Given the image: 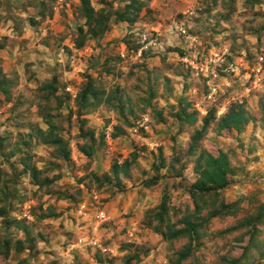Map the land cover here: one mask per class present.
<instances>
[{
    "label": "rangeland",
    "instance_id": "374dc122",
    "mask_svg": "<svg viewBox=\"0 0 264 264\" xmlns=\"http://www.w3.org/2000/svg\"><path fill=\"white\" fill-rule=\"evenodd\" d=\"M64 1L56 7L57 0H42L45 6L39 16L41 0H27L29 11L23 10L30 37L19 35L26 34L20 27L19 37L0 36V70L8 92H0V264H126L128 258L131 264H168L186 240L164 241L147 228L145 215L159 204L165 187L170 222L176 229L182 228L177 224L180 217L193 211L187 187L196 178V156L188 149L190 136L201 125L200 119L192 126L181 123L175 113L186 107L187 113L202 118L214 109L219 119L234 103L255 120L240 133L217 134L210 125L199 146L228 154L235 175L221 194L226 203L241 199V211L211 219L202 229L199 248L182 264H227L222 257L240 259L239 264H264V224L256 240L259 246L245 253L238 241L244 230L218 235L264 206V8L255 10L264 0H138L143 5L131 15L136 17L133 24L112 21L103 38L87 37L80 49L75 46L77 29L82 26L86 33V20L78 0ZM89 1L94 10L105 11L114 20L132 0ZM181 20L199 43L201 62L226 52L220 70L231 63L240 67V77L220 73V93L210 100L203 79L181 62L183 53L191 49L168 34L169 25ZM151 29L162 34L165 51L134 59L135 36L128 32ZM60 51L65 56L58 57ZM72 55L75 67L68 62ZM257 70L261 82L255 85ZM53 77L57 90L45 102L39 89ZM88 77L104 96L97 107L84 112L76 99ZM224 107L225 113L218 116ZM46 114L65 143L67 159L63 149L38 137V128L48 131ZM144 122L147 130L140 127ZM115 133L120 135L112 138ZM135 154V163L116 181L114 163L130 161ZM160 158L165 160L159 170L162 179L147 188L145 181L156 175ZM83 204L85 212L79 213ZM98 211L110 219L96 233L108 253L76 246L78 238L91 236ZM18 221L34 238V250L27 247L15 253V243L26 237Z\"/></svg>",
    "mask_w": 264,
    "mask_h": 264
},
{
    "label": "trees",
    "instance_id": "16d2710c",
    "mask_svg": "<svg viewBox=\"0 0 264 264\" xmlns=\"http://www.w3.org/2000/svg\"><path fill=\"white\" fill-rule=\"evenodd\" d=\"M80 2L81 10L84 19L86 20L85 26L87 32L84 33L83 27L77 29V43L76 49H80L84 46V40L89 37L91 39H101L108 32L112 21L115 22H128L133 24L136 21V17H131L133 14L140 12L142 2L138 0H132L129 5H126L124 9L116 13L114 20H111V15L105 11H96L91 6L89 0H78ZM41 11L39 16H43L44 3L41 2ZM30 21V20H29ZM33 22V21H32ZM4 74L0 70V92L7 94V89L4 87L6 81L3 79ZM57 79L53 77L52 81L47 85H42L39 91L45 93L41 98L45 102H49L51 96L57 90ZM4 87V88H3ZM65 90V89H64ZM68 96V94L66 93ZM104 93L99 90L93 82V79L88 77L86 83L83 85L81 91L76 99L77 108L89 112L97 107L103 100ZM189 106V105H188ZM264 108V107H263ZM210 112V111H209ZM202 117L198 118L197 114L187 113L186 107L181 108L175 113V118L181 123L184 121L188 125L192 126L200 119V128L195 129L190 136V146L188 154L196 156L194 160V173L196 175L195 181L187 187V193L192 199L194 209L192 212L184 213L180 220L177 222L182 228L176 229V225L170 222L169 217V199L167 197V187L162 190V196L159 204L154 208L146 211L145 218L148 219L146 226L149 229L154 230L161 235V238L168 242L173 243L175 241L186 240V243L176 251L173 257L169 258L168 264H182L184 261L192 257L193 253L199 248L200 240L203 236V227L214 218H222L227 216H236L240 211L241 199L233 203H226L222 197V191L230 184V177L235 175V171L231 166L230 159L227 153L223 151H207L201 149L199 146L200 140L206 135L207 129L210 125H213L217 134L221 132H229L235 130L236 132H242L246 125L255 120L242 105L237 103L231 104L226 113L219 119L215 118V110ZM261 122L264 124V116H261ZM46 124L48 125V131H42L37 129L36 132L41 137L43 143L50 144L52 146L63 149V158L67 159L68 153L64 151L65 143L56 133L57 126L53 123L50 115H43ZM120 133H115L112 138H116ZM92 136V134H91ZM92 138V137H91ZM95 147L94 141L91 140V149ZM198 152V153H197ZM161 156V154H160ZM137 155L132 156V160L123 161L120 165L114 163L112 166V175L119 181L120 172H127L129 168L135 163ZM165 165V160L160 158L159 165L154 167L155 176L148 181H145V186L150 188L155 186L162 177L159 175V170ZM35 177L37 171L33 170ZM106 180H110V177H105ZM264 206L259 205L252 215L242 218L236 225L229 227L218 235H227L232 232L244 230V236L238 241L241 242L239 249L245 253L247 250L258 247L257 239L260 233V226L264 224ZM206 212L203 216L202 213ZM109 223V222H108ZM17 225H23L25 232L24 241H17L15 243V253H20L27 247L30 250H34V238L30 237V231L21 222H16ZM107 224V223H105ZM103 224V225H105ZM248 238V240H245ZM247 241V242H246ZM248 243V245H246ZM27 244V245H25ZM7 247V245H5ZM4 256H7L8 251L4 248ZM264 258V254H262ZM132 260V258H128ZM127 260L126 264H131V261ZM136 263L140 261V258L136 256ZM221 261L227 264H239L240 259H227L222 257Z\"/></svg>",
    "mask_w": 264,
    "mask_h": 264
},
{
    "label": "built area",
    "instance_id": "2783aa9c",
    "mask_svg": "<svg viewBox=\"0 0 264 264\" xmlns=\"http://www.w3.org/2000/svg\"><path fill=\"white\" fill-rule=\"evenodd\" d=\"M65 2L64 0H57L56 7H60L61 4ZM189 25L186 21H173L168 28V34L171 36L179 37L183 40L184 45H187L191 51H187L183 53L181 58V62L186 65L192 72H194L197 76L201 77L205 82L208 91V99H212L215 95L220 93L219 86L217 85V81L220 79V73H226L228 75H232L233 77H240L241 71L240 67L236 63H231L227 66H224V70H220V68L224 65V57L226 52L214 53L211 54L207 60L201 62V54L198 51L199 43L195 37H191L189 35ZM129 34H134L136 49L132 52L134 59H139L144 55H159L163 53L166 49V42L162 36V34L157 29H151V31H137L130 30ZM123 51L120 53L121 57L125 56ZM65 56V52L60 51L58 53V57ZM70 67H75L77 61L76 56L72 55L68 59ZM259 70H257V74L254 78V84L257 85L261 82V78L258 76ZM65 91L70 95L75 97L74 91L71 90L70 87H66ZM201 113H206V110L199 109ZM226 107L222 108L218 111V116H221L225 113ZM141 128L147 130V125L144 122L140 125ZM93 201L97 203L96 195L93 196ZM79 213L85 212V205H81L79 207ZM24 218H29L28 214L25 212L23 214ZM109 217L105 212L98 211L95 216V222L91 227L92 234L90 237H80L77 239L76 246L79 248L85 247L90 249H97L102 253L111 252L110 249H106L101 245V239L96 236L98 229L105 223L109 222Z\"/></svg>",
    "mask_w": 264,
    "mask_h": 264
},
{
    "label": "crops",
    "instance_id": "0c3cea01",
    "mask_svg": "<svg viewBox=\"0 0 264 264\" xmlns=\"http://www.w3.org/2000/svg\"><path fill=\"white\" fill-rule=\"evenodd\" d=\"M21 4H23L24 7H21ZM16 5H18V8H16ZM30 6L27 0H0V36L8 35L10 36L9 38L19 37L18 27H20L25 30L26 34L19 32V35H24L25 38H29L30 31L27 29L29 26L26 25L25 22V15H27V12L23 9H28L29 11ZM15 10H19V13L15 14Z\"/></svg>",
    "mask_w": 264,
    "mask_h": 264
},
{
    "label": "clouds",
    "instance_id": "9594fccd",
    "mask_svg": "<svg viewBox=\"0 0 264 264\" xmlns=\"http://www.w3.org/2000/svg\"><path fill=\"white\" fill-rule=\"evenodd\" d=\"M261 8H264V5H259V6H257L255 10L258 11V10H260ZM145 119H147V117H145ZM145 143H147V141H145ZM150 147H154V145H150Z\"/></svg>",
    "mask_w": 264,
    "mask_h": 264
}]
</instances>
